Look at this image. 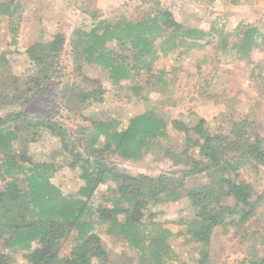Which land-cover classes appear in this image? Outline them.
I'll return each mask as SVG.
<instances>
[{"label":"rangeland","instance_id":"obj_1","mask_svg":"<svg viewBox=\"0 0 264 264\" xmlns=\"http://www.w3.org/2000/svg\"><path fill=\"white\" fill-rule=\"evenodd\" d=\"M17 1L20 7L16 14L0 23V55L4 54L11 76L21 79L30 73L32 65L25 51L32 44L49 42L61 32L65 45L59 60L60 77L29 96V101L11 107L0 106V117L20 110L29 116L51 117L73 137H78L81 128H92L97 121L115 120L119 129H124L132 117L152 112L166 122L167 138L154 142L139 159L125 160L117 154H106L104 159L132 176L173 178L187 169V157L183 155L184 134L172 128V121L193 127L204 120L211 134L227 133L234 122L264 125V0ZM154 1L185 29H198L206 34L194 45L187 41L188 44L169 49L164 56L160 54L157 61L146 64L147 68L141 65L128 71V79L87 65L85 61L82 67H76L72 55L76 31L88 32L103 20L138 21L153 11ZM248 27L259 33L255 46L247 56L238 55L236 49L242 32ZM170 33L169 30L167 35ZM108 47L120 57H127L130 65L134 64L133 52L120 49L115 42L108 43ZM74 87L83 91L100 89L101 101L81 108L70 93ZM27 154L35 162L52 163L56 172L51 182L64 195L79 196L78 191L84 186L82 168L77 165L71 169L73 160L62 153L57 140L45 134L40 142L29 147ZM242 176L257 195H262L264 166L255 163L246 167L242 169ZM206 182L207 179L197 176L187 179L185 185L198 187ZM109 186L112 187L100 185L93 193L88 202L92 211L102 203V196L110 193ZM148 211L141 220L140 230L151 250L144 253L114 238L107 226L96 228L95 233L108 251V264H199L203 249L186 233V224L195 214L188 199L157 203ZM163 229L171 234L165 239L167 252L165 249L162 263H158L149 256L158 251L150 242L164 237ZM76 243L73 230L62 241L61 253H69ZM35 246L10 249V264H30L29 253ZM208 247L207 264H264V200L243 225L216 227ZM4 249L2 240L0 251Z\"/></svg>","mask_w":264,"mask_h":264},{"label":"trees","instance_id":"obj_2","mask_svg":"<svg viewBox=\"0 0 264 264\" xmlns=\"http://www.w3.org/2000/svg\"><path fill=\"white\" fill-rule=\"evenodd\" d=\"M152 3L153 11L138 21L103 20L88 32L76 31L77 38L72 42L76 67H82L85 61L87 65L128 79V71L141 65L147 68L146 64L157 61L160 54L164 56L169 49L187 41L194 45L206 34L198 29H185L157 1ZM19 7L17 0H0V23L14 16ZM169 30L171 33L167 35ZM258 34L253 27L245 28L237 54L247 56ZM111 42L133 52L134 64L130 65L127 57H120L110 49ZM64 45V34L58 32L49 42H36L28 47L25 54L32 69L21 79L10 75L7 60L1 54L0 106L29 101V96L59 78ZM222 48L225 50L226 43ZM74 88L70 93L81 108L101 101L100 89ZM171 126L184 134L187 169L175 178L132 176L107 163L104 157L117 154L125 160L139 159L154 142L167 138L166 122L152 112L132 117L124 129H119L115 120L97 121L92 128H81L79 139L51 117L29 116L23 110L1 116L0 242L4 240L5 249L0 251V264H10V249H28L33 244L36 246L29 253L30 264H108V251L95 233L101 225L107 226L109 234L130 249L144 253L151 247L146 245L140 225L150 206L174 203L183 197L195 211L186 224V233L203 249L199 264H207L213 230L222 225H243L264 200V192L257 195L242 176L246 167L255 163L264 166V125L234 122L227 133L216 134L209 132L204 120L193 127L174 120ZM45 134L57 140L62 153L72 158V170L81 166L84 186L79 189L78 197L64 195L51 182L56 172L52 163L35 162L27 154L29 147L40 142ZM197 176L207 182L187 188L186 180ZM104 184L112 185L107 188L110 193L103 195L102 203L92 211L88 202ZM225 200L230 203L222 204ZM73 230L77 243L69 253L63 254L62 241ZM162 234L164 237L150 242L158 251L149 256L158 263H162L165 239L171 233L163 229Z\"/></svg>","mask_w":264,"mask_h":264}]
</instances>
